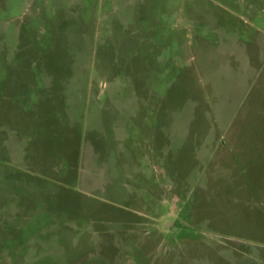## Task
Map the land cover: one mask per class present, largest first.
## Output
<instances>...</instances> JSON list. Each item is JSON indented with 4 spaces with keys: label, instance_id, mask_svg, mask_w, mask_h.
<instances>
[{
    "label": "rangeland",
    "instance_id": "obj_1",
    "mask_svg": "<svg viewBox=\"0 0 264 264\" xmlns=\"http://www.w3.org/2000/svg\"><path fill=\"white\" fill-rule=\"evenodd\" d=\"M262 41L264 0H0V264H244L230 241L200 250L211 225L167 222L192 220L196 194L155 192L228 184L219 79Z\"/></svg>",
    "mask_w": 264,
    "mask_h": 264
},
{
    "label": "crops",
    "instance_id": "obj_2",
    "mask_svg": "<svg viewBox=\"0 0 264 264\" xmlns=\"http://www.w3.org/2000/svg\"><path fill=\"white\" fill-rule=\"evenodd\" d=\"M225 56L229 59L238 58L243 62L239 73L231 75L228 79H219L222 85L228 82L229 109L232 110L229 122L230 137L215 139L211 156L214 169L227 174L228 184L214 185V188H180L175 191H164V188L156 191L155 196H158L162 205H184L196 194V197H193L196 209L192 213V220L178 223L179 218H176L167 222L174 225H186L188 222L193 226L211 225L212 232H208L209 235L194 237L198 238L196 242H200V250L215 252L218 248L226 246L225 243L216 244L219 242L217 239H222L234 243L233 251L245 258L244 264H264V42L256 43L254 48L248 43L231 48ZM256 62L260 69L255 68L257 71L254 73L253 66ZM222 69L226 72L225 67ZM204 145L203 140L195 142L197 158L201 157ZM73 159L69 158L66 162H72ZM22 160H30L32 163L37 161V171L34 173L43 177L51 172L53 166L58 168L55 167L58 159L42 160L34 156L32 159ZM41 162H50V168H40ZM209 200L212 203H208ZM206 208L209 210L206 211ZM152 218L147 219L154 226L163 221L162 218ZM133 222H130L131 225L137 227L139 221ZM159 234L155 239L156 245L162 241L163 236ZM243 239L249 244V249L244 250L241 246H236ZM206 242L215 244L207 245ZM152 247L154 248V245Z\"/></svg>",
    "mask_w": 264,
    "mask_h": 264
}]
</instances>
